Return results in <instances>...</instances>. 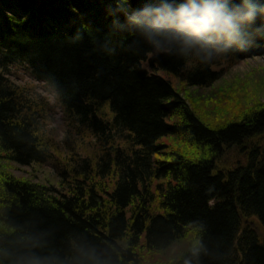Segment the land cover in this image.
Listing matches in <instances>:
<instances>
[{"label":"trees","instance_id":"16d2710c","mask_svg":"<svg viewBox=\"0 0 264 264\" xmlns=\"http://www.w3.org/2000/svg\"><path fill=\"white\" fill-rule=\"evenodd\" d=\"M161 2L0 0V264L32 255L53 264H264V100L227 85L207 116L182 91L215 89L219 67L264 49V13L243 26L242 50L181 52L149 44L129 19ZM13 66L49 87L93 137L91 152L57 171V187L1 171L45 162L54 148L42 106L10 80ZM230 151L241 160L224 167ZM188 232L192 243L176 258L148 261Z\"/></svg>","mask_w":264,"mask_h":264},{"label":"rangeland","instance_id":"374dc122","mask_svg":"<svg viewBox=\"0 0 264 264\" xmlns=\"http://www.w3.org/2000/svg\"><path fill=\"white\" fill-rule=\"evenodd\" d=\"M253 54L255 56L244 59L233 68L219 67L217 70H222V78L214 85L216 86L215 89L182 88L186 98H190V104L193 100L197 110L202 115H212L216 112L217 103H220V96L227 85L228 87L236 85L240 90L249 92L247 94L262 102L264 100V49L257 48ZM9 78L16 86L26 87V90L42 106V126H45L44 130L48 136L50 135L49 138L53 139L54 148L52 157H49L43 164L22 166L16 163H8L4 165L1 171L9 173L21 181L57 187L60 180L57 171L63 168L65 161L68 165H72L73 160L78 159V154L84 156L86 147L88 152H91L93 137L83 128L74 124L70 117L65 114L55 93L45 84L33 81L25 71L18 68L10 69ZM174 85L181 89L179 84L174 83ZM240 160L241 157L238 153L230 151L225 155L221 164L224 167H230ZM256 221V219H252L250 223L256 227L255 230L260 236H263V230ZM193 237V233L188 232L182 240L173 245L170 251L162 255L160 260L166 263L170 259L176 258L182 251L190 247Z\"/></svg>","mask_w":264,"mask_h":264},{"label":"clouds","instance_id":"9594fccd","mask_svg":"<svg viewBox=\"0 0 264 264\" xmlns=\"http://www.w3.org/2000/svg\"><path fill=\"white\" fill-rule=\"evenodd\" d=\"M264 7L242 0H163L129 17L145 40L154 47L176 44L181 52L194 48L233 45L243 49L242 28L251 24ZM194 251H198L195 249ZM26 264H53L50 257L32 255Z\"/></svg>","mask_w":264,"mask_h":264},{"label":"bare ground","instance_id":"6f19581e","mask_svg":"<svg viewBox=\"0 0 264 264\" xmlns=\"http://www.w3.org/2000/svg\"><path fill=\"white\" fill-rule=\"evenodd\" d=\"M158 52V51H157ZM142 66H143V68H145V69H147V70H149V68H148V65H147V63H143L142 64ZM15 68H18V69H21V70H23V71H25L27 74H30V72H28L29 70L27 69V68H25V67H18V66H13L12 68H10V69H15ZM172 83H173V85H174V83L175 84H179L180 83V81L179 80H177V81H172ZM175 86V85H174ZM56 95V94H55ZM57 97V96H56ZM29 114L31 113V108H30V111L28 112ZM71 119V118H70ZM44 162H42V163H38V164H43ZM107 164H109V163H107ZM152 253H149V255H151ZM152 261H154V262H156V263H159L160 262V259H158V258H152L151 259Z\"/></svg>","mask_w":264,"mask_h":264}]
</instances>
